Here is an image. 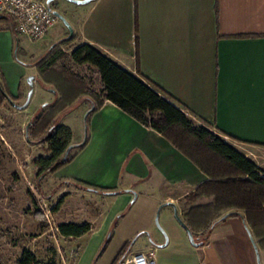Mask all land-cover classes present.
I'll list each match as a JSON object with an SVG mask.
<instances>
[{
    "label": "crops",
    "instance_id": "obj_1",
    "mask_svg": "<svg viewBox=\"0 0 264 264\" xmlns=\"http://www.w3.org/2000/svg\"><path fill=\"white\" fill-rule=\"evenodd\" d=\"M85 6L83 21L73 36L51 48L45 46L33 64L37 70L34 83L40 81L42 88L49 89L48 95L42 92L35 111L28 110L31 102L24 110L11 104L0 109L11 125H19L3 131L6 138L23 130L27 146L42 147L44 152L38 151L33 165L49 156L48 144L30 143L27 126L42 106L60 98L59 83L66 84L57 73H42L41 66L57 50L71 55L76 48L90 45L129 74L139 76V69L196 126L207 128L239 152L250 148L256 154L245 157L264 176V0H96ZM53 7L63 16L68 14L58 1ZM2 20L13 28V21ZM64 43L72 45L70 52L64 50ZM3 77L17 98L15 86L11 87L4 73ZM100 84L99 91L88 86L101 95V80ZM94 105L91 96L80 95L62 117L61 124L72 131L73 146L83 144L84 131L76 137L65 120L74 113L86 120ZM87 122L86 143L51 176L56 185L53 198L59 202L67 196L54 212L59 219L57 231L64 224L92 226L82 237L59 233V238L68 241V257L75 252L74 264H91L112 232L111 242L95 264H119L125 256L141 252L152 253L157 264H258L244 210L224 209L214 222L231 213L241 216L214 225L209 233L197 218L187 217L191 209L213 202L212 197L186 201L210 178L168 138L110 101L90 113ZM26 145L23 150L28 153ZM166 203L176 207L200 247L190 244L172 206L160 210L162 227H157V212ZM252 235L264 257L261 240ZM87 238L83 248L81 241Z\"/></svg>",
    "mask_w": 264,
    "mask_h": 264
},
{
    "label": "trees",
    "instance_id": "obj_2",
    "mask_svg": "<svg viewBox=\"0 0 264 264\" xmlns=\"http://www.w3.org/2000/svg\"><path fill=\"white\" fill-rule=\"evenodd\" d=\"M6 18L12 22L11 18L0 16V20ZM69 58L77 65H88L95 69V74L103 85L101 95L93 91L83 78L60 65ZM41 72L45 74L57 73L62 76L66 84L59 83L56 91L60 93V98L53 104L45 105L32 119L28 130L30 143L48 144L46 153L49 156H42L34 163L38 169L39 188L47 176L71 162L77 150L84 146V144L79 146L71 144L72 131L61 124V119L68 113L80 95H89L95 101L94 111L100 108L105 101L114 103L141 125L168 138L177 149L193 160L210 178L198 187L196 193L191 194L186 201L196 202L202 197H212L213 202L191 209L187 213L188 218L191 216L197 218L201 224L207 227V233H209L214 225L230 217L241 216L238 213H231L214 222L224 209L244 210V219L250 227V232L252 231L264 246V176L260 170L223 138L213 134L205 127L196 126L187 114L174 104L172 98L165 94L161 88L144 78L139 69V76L129 74L92 46L82 45L76 48L71 55L57 50V53L41 66ZM0 84L8 97L18 104V100L21 98L11 95L6 84L2 82V76H0ZM6 104H9L8 98L0 91V107ZM70 148L68 157L64 159ZM66 197L60 199L53 209L54 212L59 210ZM35 216L44 222V216L40 211H37ZM91 228V224L88 223L83 225L64 224L59 226L58 231L65 237H82ZM112 237L113 232L102 247L95 263L106 251ZM17 264L59 263L56 261L44 263L32 251L25 249Z\"/></svg>",
    "mask_w": 264,
    "mask_h": 264
},
{
    "label": "rangeland",
    "instance_id": "obj_3",
    "mask_svg": "<svg viewBox=\"0 0 264 264\" xmlns=\"http://www.w3.org/2000/svg\"><path fill=\"white\" fill-rule=\"evenodd\" d=\"M58 2L68 9V14L65 13L64 17L75 32L83 21L85 8L88 5H77L66 0H58ZM69 36L71 35L68 28L60 20L48 32L47 39L39 41H33L16 34L5 20H0V76H2L3 84L7 83L3 77L4 73L11 87L15 86V91L18 93L17 98H21L17 105H23L26 102L30 91L28 79L37 73L33 64L40 58L42 49L45 46L51 48L58 41ZM62 47L65 51L70 52L72 45L64 43ZM61 65L86 79L94 90H100L101 84L95 70L86 65L77 66L71 60H65ZM42 86L40 81L34 83V94L28 109L31 114L35 111L37 102L42 97V92L44 94L47 92L48 95V87L42 88ZM5 106L7 104L0 109ZM3 113L5 110L0 111V116H2V123L0 124H3V126L0 125V264H17L25 249L32 250L38 259L44 263L56 261L63 264L65 261V264H74L75 252L70 258L68 257L66 253L69 248L68 241L59 238V231L56 229L59 219L54 215L53 209L58 200L53 198L56 195L54 190L56 185L53 183L54 179L51 178L53 174L43 180L41 188L38 187L37 169L32 160L38 151H42V147L32 149L27 146L23 130L11 134L10 138H6L7 135L3 131H8L7 128L11 124L9 120L3 117ZM65 121L66 124L73 127L76 137H78L80 130L84 131L80 138L81 143H83L86 137L85 117L82 119L78 113H74ZM12 125H17V123ZM25 145L29 148L28 153L23 150ZM241 152L245 156L249 153L251 156L253 154L250 148ZM37 211L43 214L44 222L36 218L35 213ZM159 222L162 227L161 221ZM88 240L89 238L81 241L83 248ZM102 247L91 264H95ZM260 258L263 264L264 257L261 253Z\"/></svg>",
    "mask_w": 264,
    "mask_h": 264
},
{
    "label": "built area",
    "instance_id": "obj_4",
    "mask_svg": "<svg viewBox=\"0 0 264 264\" xmlns=\"http://www.w3.org/2000/svg\"><path fill=\"white\" fill-rule=\"evenodd\" d=\"M0 16L13 21L16 34L33 41L43 40L58 18L42 0H0ZM119 264H157L155 256L144 252L125 256Z\"/></svg>",
    "mask_w": 264,
    "mask_h": 264
},
{
    "label": "water",
    "instance_id": "obj_5",
    "mask_svg": "<svg viewBox=\"0 0 264 264\" xmlns=\"http://www.w3.org/2000/svg\"><path fill=\"white\" fill-rule=\"evenodd\" d=\"M56 1H58V0H47L46 1V4L49 6V9L52 11V13L61 21V22H63L64 24H65V26L68 28V30H69V32H70V35L71 36H69V37H72L73 36V29L70 27V25L67 23V21H66V19H65V17L63 16V14H61L58 10H56V9H54V7H53V4L56 2ZM66 1H68V2H70V3H73V4H77V5H85V4H88V3H90V2H92V1H96V0H66ZM34 80H35V77L34 76H32V77H30L29 79H28V84H29V87H30V91H29V94H28V97H27V100H26V102L23 104V105H17V104H15L9 97H8V95L4 92V90H3V88H2V86H1V84H0V91L3 93V95L5 96V97H7L8 98V103L9 104H11L12 106H14L15 108H17V109H19V110H24V109H26L28 106H29V104H30V102H31V100H32V97H33V93H34ZM54 92V91H53ZM94 109H95V107L93 106V108L89 111V113L87 114V116H86V120H85V126H86V137H85V141L83 142V144H85L86 143V141H87V131H88V122H87V117L89 116V114L92 112V111H94ZM30 125H31V122L28 124V126H27V132H28V130H29V127H30ZM27 135H28V133H27ZM28 141H30L29 139H28ZM82 145V144H81ZM79 146V145H78ZM70 151H71V148L66 152V155H65V158L64 159H66L67 157H68V155H69V153H70ZM165 206H172L173 208H174V214H175V218L178 220V222L180 223V225L186 230V232L188 233V236H189V240L191 241V244L194 246V247H200L202 244H198L194 239V236H193V234H192V232H191V230L187 227V225L181 220V218L179 217V215H178V210L176 209V207L173 205V204H169V203H166V204H162L161 206H160V208H159V210H158V212H157V215H156V224H157V227L159 228L160 227V224H159V214H160V210L163 208V207H165ZM248 230V235H249V237H250V239H251V242H252V244H253V246H254V250H255V252H256V256H257V263L258 264H261V262H260V253H259V250H258V247H257V245H256V242H255V240H254V237H253V235H252V233L250 232V230L249 229H247Z\"/></svg>",
    "mask_w": 264,
    "mask_h": 264
}]
</instances>
